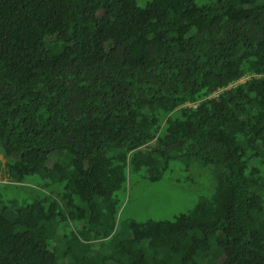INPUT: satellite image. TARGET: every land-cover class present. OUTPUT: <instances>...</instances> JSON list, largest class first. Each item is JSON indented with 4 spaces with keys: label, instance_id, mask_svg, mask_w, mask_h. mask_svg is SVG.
<instances>
[{
    "label": "trees",
    "instance_id": "trees-1",
    "mask_svg": "<svg viewBox=\"0 0 264 264\" xmlns=\"http://www.w3.org/2000/svg\"><path fill=\"white\" fill-rule=\"evenodd\" d=\"M195 162L222 170L192 210L119 213L131 175ZM262 167L264 0H0V175L65 185L0 182V264H264Z\"/></svg>",
    "mask_w": 264,
    "mask_h": 264
},
{
    "label": "rangeland",
    "instance_id": "rangeland-1",
    "mask_svg": "<svg viewBox=\"0 0 264 264\" xmlns=\"http://www.w3.org/2000/svg\"><path fill=\"white\" fill-rule=\"evenodd\" d=\"M252 75H243L240 78L231 81L225 88H230L231 85H237L250 79ZM222 89H219L221 91ZM218 90L214 91L211 96H217ZM196 105V103H195ZM65 158L62 151L54 150L50 154V160L47 166L54 163V159L61 161ZM222 170L217 165H203L197 162L190 169H184L179 164L173 171L169 170L168 173L158 182L148 183L146 179H142L140 173L131 175L125 182L123 189L119 190V213L136 220L152 219H173L175 215L182 212L190 211L194 208L196 203L203 198H208L212 195L216 174ZM61 171V170H58ZM5 174V173H4ZM0 175V182H11L15 195L20 200L17 205L23 203H32L38 199L48 197L52 199L56 197L55 193L62 195L65 191V185L59 184L58 187L43 186L45 179L39 177H30L29 179L18 182L10 180L5 174ZM261 175L264 177V167L261 169ZM35 187V191L31 192L28 187ZM53 192V194L51 193ZM85 197V196H84ZM94 200V199H93ZM72 209L87 211L90 208L85 200H81L78 196L72 197ZM15 205V206H17ZM99 210V209H98ZM104 211V209H101ZM121 219V215L119 216ZM94 223V222H93ZM117 233L119 237L126 238L129 231L126 228L120 229V222L117 225ZM90 228L89 212L82 219L68 218L63 227H60L61 233L67 235L75 232L80 233V240L83 242V232ZM93 229L87 232L92 234ZM93 244L99 245V241H90ZM218 256L216 259L207 258L209 264H219V258L222 255V250L218 248ZM125 260V259H122Z\"/></svg>",
    "mask_w": 264,
    "mask_h": 264
}]
</instances>
